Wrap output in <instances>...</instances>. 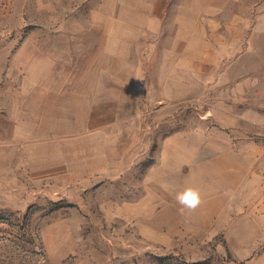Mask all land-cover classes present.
Here are the masks:
<instances>
[{"label":"rangeland","instance_id":"rangeland-1","mask_svg":"<svg viewBox=\"0 0 264 264\" xmlns=\"http://www.w3.org/2000/svg\"><path fill=\"white\" fill-rule=\"evenodd\" d=\"M0 108V264H264V0H0ZM176 133L192 218L146 179Z\"/></svg>","mask_w":264,"mask_h":264},{"label":"crops","instance_id":"crops-1","mask_svg":"<svg viewBox=\"0 0 264 264\" xmlns=\"http://www.w3.org/2000/svg\"><path fill=\"white\" fill-rule=\"evenodd\" d=\"M212 3H214V7L210 8L207 11L209 14L217 13L220 10L218 8L219 2L214 1ZM3 110L4 108H0V123L4 125L6 124V133L0 131V136H2V138L7 141H14L16 129L17 131H19V129H22L21 124L19 123L18 125L16 123V121H20V114L14 113L13 111L8 112L9 110H5V112L3 113ZM20 122L23 123V121ZM203 147L204 142L201 138H199L197 142L195 141L192 144L191 135L189 133H176L165 138L162 141L161 159L154 167L150 169V172L146 174L147 182H150V191H152L150 193L152 203L158 201L157 199L155 200V197L163 198L164 200L166 198H170L172 196L170 188L174 189L173 196L176 197L178 193L183 192V190L187 187L198 189L201 193L202 201L204 200V195L208 193L204 190L205 180L209 179L212 184H216L215 179H217L218 177L214 175L213 170L211 169L212 166H207L206 164H204L202 154L203 150L205 149ZM228 153L230 154L229 157L232 161H228L227 159H229V157H224L225 154H217L218 156L215 157V162L217 165H213V168L216 167L217 172L221 173L223 171L226 172V168L230 167L229 170L232 175L236 173V170H238V172L244 173L242 177L245 178L248 167L245 166L241 167L240 169H236L237 166L233 164L237 157H239L240 155L243 156L244 154H241V150L237 149ZM171 155L173 157H171ZM248 179L250 178L248 177ZM246 180L247 179H245L240 186L239 184L236 187L230 185V188L228 189V195L232 194L233 196L239 191L244 194L248 193V191L253 190V185L249 184L247 186ZM217 189H219L221 192H225V189L222 186L216 187L215 189L211 188V191L216 194ZM148 195L149 192H147L146 197ZM143 201L144 200L134 203V206L140 205L141 203H143ZM166 203L169 204L167 200ZM174 205H177L176 207L180 206L177 200L176 202H174ZM157 211L158 209L156 210V213H158ZM182 214L184 218L185 215L189 218L195 217L194 211L188 212L187 210L182 209Z\"/></svg>","mask_w":264,"mask_h":264},{"label":"clouds","instance_id":"clouds-1","mask_svg":"<svg viewBox=\"0 0 264 264\" xmlns=\"http://www.w3.org/2000/svg\"><path fill=\"white\" fill-rule=\"evenodd\" d=\"M176 200L181 205L182 209L188 212L195 211L202 203L200 191L193 187H187L183 192L178 193Z\"/></svg>","mask_w":264,"mask_h":264}]
</instances>
